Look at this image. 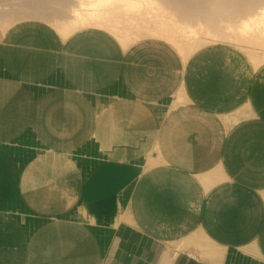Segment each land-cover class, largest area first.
<instances>
[{
  "label": "crops",
  "instance_id": "crops-1",
  "mask_svg": "<svg viewBox=\"0 0 264 264\" xmlns=\"http://www.w3.org/2000/svg\"><path fill=\"white\" fill-rule=\"evenodd\" d=\"M240 51L11 25L0 264H264V63Z\"/></svg>",
  "mask_w": 264,
  "mask_h": 264
},
{
  "label": "bare ground",
  "instance_id": "bare-ground-1",
  "mask_svg": "<svg viewBox=\"0 0 264 264\" xmlns=\"http://www.w3.org/2000/svg\"><path fill=\"white\" fill-rule=\"evenodd\" d=\"M4 1L0 0V37L16 19H21L5 8L8 5L1 4ZM53 1L63 10L51 18L44 11L47 5L42 3L38 17L62 38L95 29L112 36L122 48L143 39L160 40L172 46L185 63L195 53L213 45L203 46L206 37L264 49V0Z\"/></svg>",
  "mask_w": 264,
  "mask_h": 264
},
{
  "label": "rangeland",
  "instance_id": "rangeland-1",
  "mask_svg": "<svg viewBox=\"0 0 264 264\" xmlns=\"http://www.w3.org/2000/svg\"><path fill=\"white\" fill-rule=\"evenodd\" d=\"M9 1V2H8ZM42 3L46 6V9L44 10L45 12H47L51 18L56 16L58 14V12H61L63 10V8H60V6H58L53 0H6L4 2H1V4H4V5H8L6 6L5 8H9L11 9L12 12L16 13L19 17H21V19H16V22L13 23V24H16V23H19V22H23V21H39V22H44V23H47L45 21H43V18H40L38 17V14H39V6L42 5ZM54 3V4H53ZM56 4V5H55ZM56 7H54V6ZM54 7V8H53ZM38 8V9H37ZM56 8V10H55ZM49 9V10H48ZM67 10V9H66ZM54 11V12H53ZM43 12V10H42ZM24 16V17H22ZM27 16V17H25ZM12 24V25H13ZM122 26L123 27H126V24L121 22ZM49 25V24H48ZM10 27V26H9ZM8 27V28H9ZM195 27V26H194ZM7 28V29H8ZM6 29V30H7ZM5 30V31H6ZM209 37H206L205 39V43L203 46H206V45H210V44H213V45H216V44H226V45H230V46H236V47H240L241 51L243 53H245L249 59H250V62L254 65L255 63L257 64H260L262 65L264 63V59H263V56H264V49H260V48H251L249 46H247L246 44H240V43H232L231 41L228 42H225L226 40H222V41H219L218 39L215 40V39H212L210 37V39H208ZM215 38V37H214ZM210 42H209V41ZM208 41V43H207ZM212 41V42H211ZM240 44V45H239ZM243 45V46H242ZM246 45V46H245ZM130 46V45H129ZM211 46V45H210ZM208 47V46H207ZM206 48V47H205ZM204 49V48H203ZM244 49V50H243ZM253 57V58H252ZM257 57V58H256ZM255 58V61L253 60ZM262 59V60H261ZM259 61V62H258ZM258 65V67L260 66ZM255 66V65H254ZM257 67V66H256Z\"/></svg>",
  "mask_w": 264,
  "mask_h": 264
}]
</instances>
